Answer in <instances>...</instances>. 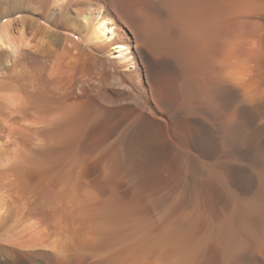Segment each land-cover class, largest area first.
Listing matches in <instances>:
<instances>
[{
    "label": "bare ground",
    "instance_id": "6f19581e",
    "mask_svg": "<svg viewBox=\"0 0 264 264\" xmlns=\"http://www.w3.org/2000/svg\"><path fill=\"white\" fill-rule=\"evenodd\" d=\"M0 164L49 264H264V0H0Z\"/></svg>",
    "mask_w": 264,
    "mask_h": 264
},
{
    "label": "rangeland",
    "instance_id": "374dc122",
    "mask_svg": "<svg viewBox=\"0 0 264 264\" xmlns=\"http://www.w3.org/2000/svg\"><path fill=\"white\" fill-rule=\"evenodd\" d=\"M2 115L4 117H7L6 113H2ZM6 134H7V132H5V133L3 131L1 132V135L4 137V138L2 137V141L4 143L8 144L9 140H8L7 136L5 137ZM13 173H14V171L11 169L9 164H0V195L4 196V197L2 196L3 198L2 197L1 198H2V201L4 199V203H6L5 207H4L5 210H3L1 213L5 217V221H4L5 224L4 223L2 224L4 217L1 216L2 218L0 217V220H1L0 225L2 224V226H0V227L5 228V229L1 228L3 231H5V230H8V229H6L7 227L10 228V227H12L11 225H14L15 229H16V230L14 229L15 231H17L18 229H21V230L23 229V231L25 230L26 232L25 231L21 232V230H20V234L22 233L21 234L22 239L24 240L25 244H27L29 246H27V245L25 247L24 246H18V245H12L11 246L9 243H6V242L0 240V264H49L46 256H44V254H42L40 252L41 251H52V248L49 245L52 244L54 238L55 239L57 238L56 242L59 241L61 244H63V243L67 244V242H68V244H71L72 242H70V241H72V238H70V236H72V234L70 231H67V229L65 230L63 225H62V227H63V231H62L61 224H59L58 222H55L56 216L54 215V213H52L53 212L52 208H50V209L48 208L49 213H52L51 219L48 222H46V221L43 222L42 221L43 218H41V216L39 214L34 213V212H28L25 214V216L23 214H19V215L24 216L23 219H21L23 221V223L21 220H20L21 222L19 221V223H17L15 221V219H17L16 217L19 216L18 214L16 215L15 213L17 212V209L23 208V204H24V201L26 200V195L28 193L26 191H23L22 188L19 187L17 179H15L16 178L15 174L13 175ZM33 184H35V186H33V193L37 197L35 199L37 201H40V199L42 198L41 202H44V200H46V198L44 199V197H46V194H47L46 189H44L45 186H43L42 184H38V183L36 184V182H34ZM62 184L63 185H60V186L64 187V185H65V187H68V188H64V189H69V184H67V183L64 184V182ZM37 185L38 186L41 185L40 189L37 187ZM60 186H58L57 190H61V188L63 189V187H60ZM39 191H40V193H39ZM44 193H46V194H44ZM42 194H44L45 196ZM5 199H7V201ZM38 216L40 217V220L38 219ZM52 218H53L54 224H53ZM54 218H55V220H54ZM39 221L41 224L39 223ZM12 222H13V224H12ZM49 222H50V224H49ZM42 223H44V224H42ZM56 224L58 226H56V228H54ZM3 225H5V226H3ZM25 226L27 229L24 228ZM52 227L54 228L53 230H52ZM58 227H60V228H58ZM1 229H0V231H1ZM36 230H38V232H36ZM55 230H56V233H55ZM43 231L45 233H47V232L48 233L47 234H45V233L41 234L40 232H43ZM53 231L55 234L53 233ZM99 232L101 233V231H98V230L94 232V236L96 233H98L97 234V235H99L98 239L100 237ZM1 233H2V231H1ZM51 233H53V235ZM97 235H96V237H97ZM102 235H103V233H102ZM52 236H54V237L50 238ZM98 239L94 238V240H98ZM59 242H58V244H59ZM73 243H74V245L79 244L77 242L75 243V241ZM91 243H93V242L91 241L89 244H91ZM44 244H47V245H44ZM94 244H95V242H94ZM47 246H48V248H47ZM76 247H74V249L78 252ZM75 250L72 251L73 256L76 255ZM86 251H88V250L85 249L84 253L86 256H84V257L92 258L91 256H89V254H88L89 252L86 253ZM89 259H83L84 262L82 264H86L87 260L89 262Z\"/></svg>",
    "mask_w": 264,
    "mask_h": 264
}]
</instances>
